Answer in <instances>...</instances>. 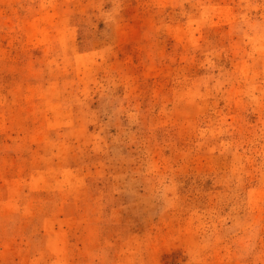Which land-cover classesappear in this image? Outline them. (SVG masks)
Instances as JSON below:
<instances>
[{"label":"rangeland","instance_id":"obj_1","mask_svg":"<svg viewBox=\"0 0 264 264\" xmlns=\"http://www.w3.org/2000/svg\"><path fill=\"white\" fill-rule=\"evenodd\" d=\"M0 264H264V0H0Z\"/></svg>","mask_w":264,"mask_h":264}]
</instances>
